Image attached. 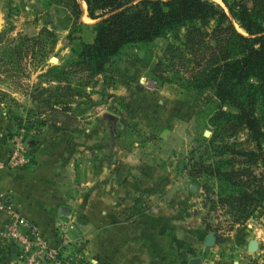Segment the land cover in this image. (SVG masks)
<instances>
[{
	"label": "rangeland",
	"instance_id": "rangeland-1",
	"mask_svg": "<svg viewBox=\"0 0 264 264\" xmlns=\"http://www.w3.org/2000/svg\"><path fill=\"white\" fill-rule=\"evenodd\" d=\"M79 3V18L93 21ZM54 8L43 0H0V159L18 148L19 166L7 168L27 167L47 178L52 191L66 195L54 201L63 214H54L50 237L44 235L50 242L59 239L57 257L72 255V264H121L109 252L108 226L101 245L94 236V207L100 205L104 222L112 217L110 206H125L132 219L142 210L149 222L168 223L170 229L164 230L204 264H264V205L233 222L227 203L209 200L216 199L215 178L200 175L195 182L191 177L196 160L230 158L225 146L250 143L235 121H210L217 101L209 88L194 95L180 86L188 71L165 48L178 42L164 36L130 44L110 58L103 75H88L71 64L75 44L66 38L69 17L64 8ZM42 27L50 35H40ZM38 35L41 49L31 39ZM158 59L173 62L163 82L150 76ZM60 75L63 79L56 80ZM221 107L234 110L225 102ZM256 112L264 127V105ZM106 113L114 119L109 121ZM261 147L264 152V142ZM203 181L211 189L204 190ZM59 218L73 222L66 238L55 227ZM208 232L214 242L204 245ZM248 239L256 242L252 250L246 248ZM133 249L139 252L138 242L133 241Z\"/></svg>",
	"mask_w": 264,
	"mask_h": 264
},
{
	"label": "trees",
	"instance_id": "trees-1",
	"mask_svg": "<svg viewBox=\"0 0 264 264\" xmlns=\"http://www.w3.org/2000/svg\"><path fill=\"white\" fill-rule=\"evenodd\" d=\"M43 1L46 7L66 10V38L75 44L71 64L88 75H103L110 58L130 44L164 36L178 42L187 56L177 43L168 42L165 48L188 71L180 77V86L194 95L209 88L217 101L210 121L218 125L235 121L250 143L249 147L225 146L230 158L213 163L196 160L193 181L200 175L215 178L216 199L209 200L227 203L233 222L244 221L256 206L264 205V170H257L264 166V127L256 112L264 105V0H220L222 5L211 0H82L91 22L79 18V0ZM43 32L50 35L45 27L40 35ZM31 39L43 48L39 35ZM185 62L191 66L187 68ZM169 64L173 62L158 59L149 70L151 78L166 81L163 73ZM62 79L60 75L56 80ZM224 102L234 110L223 109ZM205 182L204 190L211 189Z\"/></svg>",
	"mask_w": 264,
	"mask_h": 264
},
{
	"label": "crops",
	"instance_id": "crops-1",
	"mask_svg": "<svg viewBox=\"0 0 264 264\" xmlns=\"http://www.w3.org/2000/svg\"><path fill=\"white\" fill-rule=\"evenodd\" d=\"M27 169L29 168L0 169V204L2 206L0 222H5V218L11 211L17 212L35 222L42 233L50 237V229L54 223L53 216L58 213L54 201L66 195L63 194L64 192L55 193L47 178H41L40 175L28 172ZM68 200H70L69 196ZM100 207V205L94 207L98 214L93 221L94 230H97L94 236L101 245L102 230L108 226V235L112 239L109 252L116 262L121 264H188V259L192 255L190 257L187 255V251L182 249L179 239L175 238L171 231L164 230L166 226L169 228L168 223H160L158 219L155 222H149L147 212L142 210L132 219L131 210L125 206H110L109 213L112 217L108 222H104L100 215L101 212L104 213V210ZM155 211L158 210L155 209ZM60 212L62 215L63 211ZM134 226L139 229L138 233H134ZM170 227L175 228L173 224ZM133 241L139 243V252L133 249ZM12 252L11 247L8 248L7 243L0 239V264H14ZM131 255L133 260L136 258L138 260L132 262Z\"/></svg>",
	"mask_w": 264,
	"mask_h": 264
},
{
	"label": "built area",
	"instance_id": "built-area-1",
	"mask_svg": "<svg viewBox=\"0 0 264 264\" xmlns=\"http://www.w3.org/2000/svg\"><path fill=\"white\" fill-rule=\"evenodd\" d=\"M17 149L8 159H0V169L8 167L7 165L19 166L22 158ZM0 208H2L1 204ZM5 219V222H0V239L7 243L8 248H14L12 254L14 261L18 264H72V255L64 259L57 257L59 239L56 242H50L35 222L13 211ZM55 223V227L60 230L61 237L66 238L65 230L72 228L73 222L59 218Z\"/></svg>",
	"mask_w": 264,
	"mask_h": 264
},
{
	"label": "water",
	"instance_id": "water-1",
	"mask_svg": "<svg viewBox=\"0 0 264 264\" xmlns=\"http://www.w3.org/2000/svg\"><path fill=\"white\" fill-rule=\"evenodd\" d=\"M82 12H83V9L81 10V14H82ZM54 58V57H53ZM108 119H109V121H111V120H113L114 119V116L112 115V114H110V113H106V114H104ZM162 133V132H161ZM195 188V185L194 184H191L190 185V189L191 190H193ZM57 210H58V213H60L61 214V210H62V207L61 206H59L58 208H57ZM213 242H214V234H213V232H208L206 235H205V237H204V239H203V244L204 245H211V244H213ZM256 247V242L253 240V239H248L247 240V243H246V248L248 249V250H252V249H254ZM11 251H14V248L13 247H11ZM188 264H203L202 262H201V259H200V257L199 256H192V257H190L189 259H188Z\"/></svg>",
	"mask_w": 264,
	"mask_h": 264
}]
</instances>
